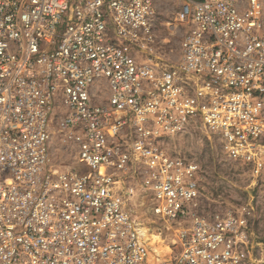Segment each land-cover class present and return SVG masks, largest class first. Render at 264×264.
Returning a JSON list of instances; mask_svg holds the SVG:
<instances>
[{
	"label": "built area",
	"instance_id": "1",
	"mask_svg": "<svg viewBox=\"0 0 264 264\" xmlns=\"http://www.w3.org/2000/svg\"><path fill=\"white\" fill-rule=\"evenodd\" d=\"M157 1L0 0V264H261L264 0H185L176 61ZM197 127L248 173L242 204L200 210L201 165L171 150Z\"/></svg>",
	"mask_w": 264,
	"mask_h": 264
},
{
	"label": "rangeland",
	"instance_id": "2",
	"mask_svg": "<svg viewBox=\"0 0 264 264\" xmlns=\"http://www.w3.org/2000/svg\"><path fill=\"white\" fill-rule=\"evenodd\" d=\"M185 0H158L156 35L160 54L166 61H176L180 54V43L185 25L177 17ZM197 161L202 168V200L200 210L208 213L222 207H232L245 202L254 190L249 186L248 173L238 162L228 158L222 151L219 139L206 133L201 127L192 128L171 141V150ZM54 162L61 166L73 165L74 155L64 153L56 138L52 146ZM143 227L152 233L154 229L166 239V244L174 238V231L166 229V223L156 219L147 207L134 210ZM257 233L262 243L261 264H264V222L258 221ZM258 240V239H257Z\"/></svg>",
	"mask_w": 264,
	"mask_h": 264
},
{
	"label": "bare ground",
	"instance_id": "3",
	"mask_svg": "<svg viewBox=\"0 0 264 264\" xmlns=\"http://www.w3.org/2000/svg\"><path fill=\"white\" fill-rule=\"evenodd\" d=\"M142 232L147 238H150L152 249L156 254L164 256L168 253H171V246L169 243L166 244V239L162 238V234L158 233L156 229H154V232L149 234V229L142 227Z\"/></svg>",
	"mask_w": 264,
	"mask_h": 264
}]
</instances>
